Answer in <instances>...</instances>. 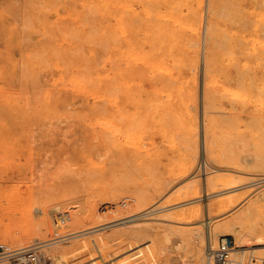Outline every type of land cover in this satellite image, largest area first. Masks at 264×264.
I'll use <instances>...</instances> for the list:
<instances>
[{
    "label": "rangeland",
    "instance_id": "1",
    "mask_svg": "<svg viewBox=\"0 0 264 264\" xmlns=\"http://www.w3.org/2000/svg\"><path fill=\"white\" fill-rule=\"evenodd\" d=\"M66 1L0 0L5 243L41 264H207L209 229L244 251L233 264H263L264 0ZM180 42L182 64L147 58Z\"/></svg>",
    "mask_w": 264,
    "mask_h": 264
},
{
    "label": "bare ground",
    "instance_id": "2",
    "mask_svg": "<svg viewBox=\"0 0 264 264\" xmlns=\"http://www.w3.org/2000/svg\"><path fill=\"white\" fill-rule=\"evenodd\" d=\"M68 1V0H67ZM66 1V2H67ZM69 2V1H68ZM70 9V8H69ZM83 11V10H82ZM90 11V10H89ZM93 12V11H92ZM95 13H96V11H95ZM125 14V13H124ZM128 16V15H127ZM126 19V18H125ZM141 19V18H140ZM131 20H133V19H131ZM136 20V19H135ZM135 20H134V22H135ZM137 23V22H136ZM139 26V25H138ZM69 29V28H68ZM72 30V29H71ZM106 31H107V29H106ZM106 33V32H105ZM112 34H113V32H111ZM114 35V34H113ZM212 35H213V32L211 31L210 32V37H212ZM65 37V36H64ZM67 38H68V36H66ZM70 39H71V37H70ZM72 40V39H71ZM148 41V40H147ZM190 43H193V42H190ZM194 44V43H193ZM190 45V44H189ZM192 45V44H191ZM217 45V46H216ZM187 49V46L185 47V44H184V46L182 45V42H180L179 43V45H173V46H170V47H165L164 45H159V46H157L156 45V47H154L153 48V50L150 52V54H149V56H147V58H152V59H154L155 61H162V60H173V61H176V62H178L179 64H182L183 63V61H184V56H183V54L184 53H186V50ZM222 50H223V47H222V45H218V44H213V43H209L208 44V56H207V66H206V70L207 71H209V87H214V86H216L217 85V82H218V79H217V77H216V75H214L213 74V72H215V70H214V68H213V63H214V60H215V56H217V55H221L222 54ZM129 51V50H128ZM125 53V52H124ZM132 53V52H131ZM79 58V57H78ZM187 58H188V56H187ZM190 59V58H189ZM233 59V58H232ZM193 61V60H192ZM169 62V61H168ZM186 62L187 63H189L188 61H187V59H186ZM193 62H195V61H193ZM190 64V63H189ZM114 65V64H113ZM195 65V64H194ZM189 66V65H188ZM117 67V66H116ZM205 67V66H204ZM118 68V67H117ZM191 68V65H190V67H188V69H190ZM194 69H196V68H194ZM193 69V70H194ZM204 70H205V68H204ZM175 71V70H174ZM191 71V70H190ZM78 72H79V70H78ZM224 72V71H223ZM222 72V73H223ZM225 73V72H224ZM124 74V73H123ZM189 74V73H188ZM128 75V74H127ZM191 75V74H190ZM87 76V75H86ZM204 76V75H203ZM248 78H250L249 76H247ZM235 80H238L239 81V83L240 84H242V85H245L246 84V81H244V82H242L241 80H240V78H237V77H233ZM253 78V77H252ZM252 78H250V79H252ZM115 79V78H114ZM221 79V78H220ZM222 79H223V77H222ZM230 79H231V77H230ZM81 80V79H80ZM252 80H254V79H252ZM72 81V80H71ZM110 81V80H109ZM116 81V80H115ZM172 80H170V82H171ZM232 81H234L233 79H232ZM199 82V81H198ZM202 82V81H201ZM247 82H248V80H247ZM188 84H189V82H187ZM221 83V82H220ZM237 83V82H236ZM166 84V83H165ZM234 84V83H233ZM263 84V83H262ZM190 85V84H189ZM222 85V84H221ZM231 85H232V83H231ZM236 85V84H235ZM182 84L180 85V90H183V88H182ZM199 86V85H198ZM234 86V85H233ZM264 86V85H263ZM190 87V86H189ZM201 87V86H200ZM136 89V88H135ZM143 89V88H142ZM190 89V88H189ZM204 89V88H203ZM164 90V89H163ZM201 90V89H200ZM207 90H209V88L207 87ZM227 90V89H226ZM162 92V91H161ZM133 93V92H132ZM208 93V99H207V108L208 107H210V106H212L213 104H212V100H211V97H212V93H210L209 91L207 92ZM230 93V92H229ZM134 94V93H133ZM214 94V93H213ZM116 95V92L114 91L113 92V94H112V97H113V99H114V96ZM215 95V94H214ZM234 95V94H233ZM233 95H230L231 97H234ZM105 96V95H104ZM118 96V95H117ZM121 97V96H120ZM236 97V96H235ZM105 98V97H104ZM244 98V97H243ZM120 99V98H119ZM130 100V99H129ZM165 100V99H164ZM198 101V100H197ZM116 102V101H115ZM114 102V103H115ZM119 102V101H118ZM222 102V101H221ZM107 103V102H106ZM130 103V102H129ZM155 103V102H154ZM258 104H259V102H257ZM144 104V103H143ZM161 104V103H160ZM184 104V102H183V99H180V105H183ZM257 104V105H258ZM99 105V104H98ZM191 106V105H190ZM259 106V105H258ZM264 105H262V107H263ZM252 107V106H251ZM113 108V107H112ZM129 109V108H128ZM191 110H193L192 108H191ZM264 110V109H263ZM114 111V110H113ZM186 111V110H185ZM194 111V110H193ZM108 112V111H107ZM196 112V111H195ZM199 112V111H198ZM201 112V111H200ZM206 113V112H205ZM139 114H140V112H139ZM198 114V113H197ZM103 116V115H102ZM189 117V116H188ZM204 117V116H203ZM121 118V117H120ZM135 118H137V117H135ZM101 119V118H100ZM103 119V118H102ZM105 119V118H104ZM155 119V118H154ZM203 120H204V118H203ZM215 121V120H214ZM213 121V122H214ZM106 123V122H105ZM109 123V122H108ZM108 123H106V124H108ZM196 123V122H195ZM194 123V124H195ZM114 124V123H113ZM207 124V123H206ZM111 125V124H110ZM124 125V124H123ZM132 125V124H131ZM109 126V125H108ZM200 126V125H199ZM122 127V126H121ZM204 127V126H203ZM110 128H113V127H111L110 126ZM114 128H115V126H114ZM125 128V127H124ZM116 129V128H115ZM241 129V128H240ZM124 130V129H123ZM199 130V129H198ZM111 131V130H110ZM116 132H117V130H116ZM123 132V131H122ZM118 133V132H117ZM119 133H121L120 132V130H119ZM126 133V132H125ZM189 133V132H188ZM208 133V132H207ZM121 134H123V133H121ZM206 134V133H205ZM125 135H127V134H125ZM223 136V135H222ZM117 137V136H116ZM188 137V136H187ZM226 138H228V137H226ZM225 138V139H226ZM131 139H132V137H131ZM168 139V138H167ZM191 139V138H190ZM224 139V138H223ZM231 139V138H230ZM229 139V140H230ZM125 140H126V138H125ZM137 140V139H136ZM234 140V139H233ZM133 141V140H132ZM166 141V140H165ZM217 141V140H216ZM226 141V140H225ZM212 142V141H211ZM215 142V141H214ZM129 143V142H128ZM218 143V142H217ZM228 143H230V142H228ZM135 144V143H134ZM120 145V144H119ZM143 145V144H142ZM250 145V144H249ZM225 146V145H224ZM224 148V147H223ZM251 149H253L252 147H251ZM226 150V149H225ZM224 150V151H225ZM229 150V149H228ZM232 151H233V149H231ZM230 150V151H231ZM197 151V150H196ZM198 152V151H197ZM196 152V154L198 155V153ZM228 151L226 150V152H225V155H227L226 153H227ZM193 152H190L189 153V158H188V160H187V162L184 164V166L182 167V169H181V174H180V176L182 177V178H185V177H187L188 176V174H189V169H192L193 167H192V159L193 158H191L192 156H193V154H192ZM231 155H232V153L231 152H229ZM195 154V155H196ZM230 154H229V156H230ZM235 153H233V155L232 156H234L235 157V155H234ZM194 155V156H195ZM246 156V155H245ZM251 156V155H250ZM197 157V156H196ZM222 157V156H221ZM240 157V156H239ZM244 158V157H243ZM250 159H251V157H250ZM223 160V159H222ZM244 160H245V158H244ZM241 161V160H240ZM194 165V164H193ZM176 167V166H175ZM194 170V169H193ZM220 171V170H219ZM209 172V171H208ZM217 172V170H214V173H216ZM217 174H218V172H217ZM234 176H235V174H234ZM239 176V175H238ZM170 180V179H169ZM185 181V180H184ZM189 181V180H188ZM178 182H180V181H178ZM160 183V182H159ZM172 187V186H171ZM170 187V188H171ZM214 190V189H213ZM206 195H208V194H206ZM87 197H89V196H87ZM83 198V197H82ZM157 198V197H156ZM208 198V197H207ZM148 200H149V198H148ZM207 200V199H206ZM83 202V201H82ZM139 203V202H138ZM140 204V203H139ZM225 204V206H224V215L225 214H227V213H229V211H231V209H232V207H233V205H232V203H224ZM239 206H240V204H239ZM2 209V208H1ZM215 211H217V209H216V205L214 204V203H208V201H207V203L205 204V206L204 207H201L200 205H199V208L197 209V212H199L200 213V215H202V216H204V215H206V213L207 214H209L208 215V218L207 219H209V220H212V219H214L213 218V213H218V212H215ZM192 212V211H191ZM222 213V212H221ZM231 213V212H230ZM196 214V213H195ZM215 214V215H216ZM199 215V214H198ZM228 215V214H227ZM188 216V215H187ZM200 218V217H199ZM133 219V218H132ZM131 219V217H130V219H129V221L128 222H130V221H134V220H132ZM206 219V218H205ZM206 219V221H209V220H207ZM12 220H16V218L15 217H10V215L8 214V213H2V211L0 212V247H3V248H5V249H7V250H12L13 248H12V246L11 245H8L7 243H5V242H8V239L9 238H14L15 237V232L14 231H11V230H7V229H2L1 230V228L3 227L2 225H4V224H6V223H8V222H12ZM136 221V220H135ZM214 221V220H213ZM13 222H15V221H13ZM24 222V221H23ZM203 222H204V220H203ZM202 222V219H201V221L200 222H197V223H195L194 225L195 226H198L199 225V227L201 226V225H203L204 223ZM19 223V222H18ZM21 223V222H20ZM25 223V222H24ZM15 224V223H14ZM16 224H17V222H16ZM18 226H21L22 224H17ZM24 225V224H23ZM22 225V226H23ZM182 225V224H181ZM187 225V224H186ZM242 225V224H241ZM21 226V227H22ZM184 226V225H183ZM193 226V225H192ZM195 226H193V228H192V230H196L197 228H195ZM203 226H205V225H203ZM240 228H241V226H239ZM210 228V227H209ZM232 228H234V227H232ZM238 228V227H237ZM239 228V229H240ZM188 230V229H187ZM206 230H207V228H206ZM209 230V229H208ZM207 230V232L208 233H206V234H208L207 235V246L206 247H212V243L213 242H211L212 240H211V236H212V232H210V231H208ZM23 231L25 232V233H23V235H22V237H27L28 236V233H27V229H26V231L23 229ZM238 231L239 230H237V229H234V232L235 233H238ZM184 233V232H183ZM234 233V234H235ZM250 233V232H249ZM187 235V234H186ZM260 237V236H259ZM214 244V243H213ZM47 245H49V244H44V245H41V246H38V247H36V248H41V247H46ZM201 246H200V248H201V250L204 248V244L202 245V244H200ZM259 245H262L263 247H264V238H262V237H260V239H259ZM209 247V248H210ZM213 248V247H212ZM241 249V247H236L235 248V253L234 254H236V255H239L240 253H242V252H244V251H242V250H240ZM259 250V249H258ZM254 250H252V252H253ZM204 255V254H203ZM203 255H201L200 254V256L198 257L199 258V260H198V263L197 264H202V256ZM197 258V257H196ZM255 258V257H254ZM255 259H257V258H255ZM261 258H258V260H260Z\"/></svg>",
    "mask_w": 264,
    "mask_h": 264
},
{
    "label": "built area",
    "instance_id": "3",
    "mask_svg": "<svg viewBox=\"0 0 264 264\" xmlns=\"http://www.w3.org/2000/svg\"><path fill=\"white\" fill-rule=\"evenodd\" d=\"M208 171L210 172V168L206 162L202 161L197 167L195 176L207 175ZM235 248L231 237H223L217 248L210 247L207 250V264H233L232 255ZM0 264H41V261L33 247L14 251L0 247Z\"/></svg>",
    "mask_w": 264,
    "mask_h": 264
}]
</instances>
